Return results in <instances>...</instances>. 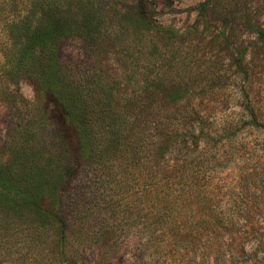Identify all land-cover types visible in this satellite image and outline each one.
Wrapping results in <instances>:
<instances>
[{"label":"rangeland","instance_id":"obj_1","mask_svg":"<svg viewBox=\"0 0 264 264\" xmlns=\"http://www.w3.org/2000/svg\"><path fill=\"white\" fill-rule=\"evenodd\" d=\"M202 1L146 0L155 10L154 28L144 35H105L85 65L109 86L118 105L130 90L141 100L146 92L152 95L143 144L160 146L159 157L169 163L184 164L182 172L199 187H189L181 204L152 206L141 201L136 161L111 156L100 168L82 167L63 191L60 209L70 220V244L51 230L32 250L21 225L0 223V264H264V133L249 114L264 127V36L251 28L264 30V0H211L199 15L193 7ZM10 2L0 0V146L7 100L16 95L29 108L20 113L22 121L34 122L27 135L19 132L24 126H15L16 138L30 143L34 132L45 155L57 159V119L48 117L27 80L3 73ZM106 16L115 30L129 25ZM157 27L172 28L182 41ZM82 51L78 39H67L59 58L77 67ZM163 71L167 82L182 81L189 88L174 107L164 105L154 86Z\"/></svg>","mask_w":264,"mask_h":264},{"label":"trees","instance_id":"obj_2","mask_svg":"<svg viewBox=\"0 0 264 264\" xmlns=\"http://www.w3.org/2000/svg\"><path fill=\"white\" fill-rule=\"evenodd\" d=\"M210 1L203 0L193 9L199 15L204 14L211 7ZM147 3L146 0L10 2L8 44L3 52L4 76L13 81L27 80L39 102L49 111L48 117L57 119L56 126H60L59 157L55 159L45 155V146L34 132L30 143L18 141L15 126H24L19 132L27 135L28 126H34V122L32 118L22 121L23 108L29 110L22 105L23 100L17 102L16 95L7 100L6 137L0 146V223L21 225L24 229L20 230L29 237L32 250L51 230H59L58 240L70 244L66 232L70 220L60 210L63 191L82 167L100 168L111 156L130 164L136 161L142 170L141 201H150L152 206L181 204L189 187H199L197 180L193 184L182 172L184 164L169 163L159 157L160 146L143 144L142 124L150 122L153 116L149 111L152 95L146 92L145 100H141L130 90L118 105L109 86L95 79L92 69L85 66L105 35L122 37V33L126 32L127 36L138 31L144 35L154 28L151 15L155 10H150ZM106 15L122 18L129 25L115 30ZM251 28L259 37L264 36L261 25ZM156 30L182 41L183 35L172 28ZM67 39L80 41L82 65L73 67L60 60L59 47ZM237 55L234 64L241 69V52ZM166 75L163 71L157 76L154 86L158 87L164 105L174 107L189 88L182 81L167 82ZM133 78L132 72L129 73L127 83ZM174 92L176 95H172ZM249 114L254 127L264 133L254 114ZM169 117L163 114V120Z\"/></svg>","mask_w":264,"mask_h":264}]
</instances>
